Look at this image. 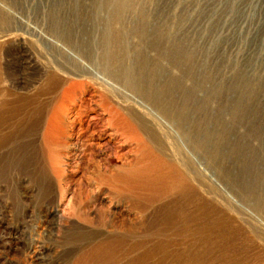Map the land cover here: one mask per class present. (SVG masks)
Returning <instances> with one entry per match:
<instances>
[{"label": "rangeland", "instance_id": "374dc122", "mask_svg": "<svg viewBox=\"0 0 264 264\" xmlns=\"http://www.w3.org/2000/svg\"><path fill=\"white\" fill-rule=\"evenodd\" d=\"M95 2L0 0V264H264V0H129L123 21L113 24L129 44L131 57L122 62L128 64L126 78L113 67L109 75L97 68L86 57L85 40L76 38L81 28L70 21L78 24ZM57 16L66 22L59 25ZM108 16L99 11L101 19ZM141 16L149 22L143 37L136 28ZM182 43L194 51V64L174 56L173 47ZM142 47L148 72L163 73L157 85L181 82L191 99L166 94L161 105L152 98L154 89L139 80L135 67V51ZM72 84L79 90L66 97ZM166 101L177 107L164 110ZM102 102L125 116L129 142L112 135L115 123H108ZM80 109L82 128L97 120L79 137ZM56 112L66 118L62 144L52 135ZM207 129L216 142H208ZM222 135L231 145L247 138L246 146L257 151L242 184L230 181L239 164L214 150L217 145L224 156L233 152ZM135 148L130 159L145 163L135 170L154 167L170 182L158 171L150 174L160 193L149 213H157L167 229L158 236L145 233L153 215L146 222L128 199L111 198L107 187L99 190L87 179L92 156L109 163L110 173L122 174L128 166L115 155ZM97 190L99 199L93 197ZM74 195L85 212L69 203ZM166 244L165 251L153 250Z\"/></svg>", "mask_w": 264, "mask_h": 264}, {"label": "bare ground", "instance_id": "6f19581e", "mask_svg": "<svg viewBox=\"0 0 264 264\" xmlns=\"http://www.w3.org/2000/svg\"><path fill=\"white\" fill-rule=\"evenodd\" d=\"M96 4L93 6V10H91V12L89 11L88 14H86L84 16V18H81L80 21H78V24H75V22L73 21H70L72 22V27H75L77 25H79V28H81L80 32H79V36L76 35L77 37V40L78 38L82 41L85 40V43H84V46H85V49L87 51V59L90 60V62H94V64L96 65L97 68L99 69H104L106 70L107 74L109 75V70L110 68H115L116 72L119 73V77L122 75L123 78L125 77L126 78V70L124 71V66H128V64L126 65H123L122 62H125L124 59L127 58V56L129 55V44L128 42L126 43V39H125V36H123L121 39L118 38L115 34V32L113 31V24L114 23H119L120 21H123L122 18L125 16V8L127 7L128 5V1L129 0H95ZM106 10V12L109 14V16L106 18V19H101L99 17V11L100 10ZM55 10V9H54ZM86 12V11H85ZM124 15V16H123ZM52 16L55 18V14H54V11H52ZM144 17L146 16H141L142 19L141 20V23L139 25H137L136 28L137 29V32L138 34L143 37L144 36V32H145V29L147 27H149V22H146L148 20V17L147 19H145ZM58 19V20H57ZM57 19H53L54 21L57 20L58 24L61 25L63 24L62 22H66V21H63L61 19H59V16H57ZM68 21V20H67ZM69 22V21H68ZM57 24V25H58ZM58 25V27H59ZM148 25V26H147ZM68 27V26H67ZM70 27V26H69ZM71 28V27H70ZM135 28V30H136ZM75 29V28H74ZM73 29V30H74ZM67 30V29H65ZM68 30H71V29H68ZM71 30V31H73ZM79 30V29H78ZM158 34V33H157ZM164 34L162 32V29H159V41L160 40H163V37ZM142 40V39H141ZM183 44V43H182ZM178 44V45H175L173 48H174V56L176 57V59L182 63V64H185L187 65L191 60H192V57L194 55V51H192V53L190 52V50L186 47H184V44ZM145 49L146 48H139V49H136L137 52L135 51L136 53V61L134 58H132L135 62H136V66L139 65V67H137L138 69L136 71H138L139 73V76L138 73L136 72V76L140 79H144L148 85H149V90L151 91V89H154V94H155V97H152L154 98L155 101H157V103H160L162 105V103L165 104V99L161 96H164L167 94V96L170 94V97H172L173 95L175 96L176 94L178 93H182L184 97H186V99H191L192 98V94L188 93L186 88H184V86L182 85V83L180 82H177V81H172L171 82H168L165 86H163L162 88L157 85L156 83V80L158 81V79L160 80V76L163 75V73L161 72L160 69L158 70H155L153 71V69H151L153 72H148L147 68H148V64L149 62H147V57H146V53H145ZM129 51V52H128ZM171 52V50H170ZM128 53V54H127ZM135 54H133L134 56ZM130 56V55H129ZM131 57V56H130ZM135 57V56H134ZM195 60V58H193ZM127 60V59H126ZM197 62V60H195ZM128 62V61H126ZM131 64V62H129ZM192 63L194 64L193 60H192ZM93 64V63H92ZM125 64V63H124ZM138 64V65H137ZM133 65V63H132ZM130 67V66H129ZM128 67V68H129ZM151 66H149V69H150ZM112 68V69H113ZM127 69V68H126ZM133 69V68H132ZM87 71V70H86ZM84 71L83 69L81 70L82 74L85 73L84 75H90L88 72ZM124 71V72H123ZM134 71V70H133ZM113 72V71H112ZM123 72V73H122ZM128 72H131L127 69V73ZM197 73V71H196ZM134 72H133V75L134 76ZM191 76L192 75H196L194 74L193 71H191ZM112 75V73H111ZM115 74H113L114 76ZM117 76V74H116ZM129 76V75H127ZM131 76V77H132ZM135 76V77H136ZM210 76V75H209ZM209 76H208V80H209ZM89 77V76H88ZM115 77V76H114ZM118 77V79H119ZM211 77H212V74H211ZM117 78V77H116ZM121 78V77H120ZM122 78V79H123ZM117 79V80H118ZM128 79V78H127ZM126 79V81H127ZM133 79V78H132ZM136 79V78H135ZM199 79V78H198ZM197 79V80H198ZM128 84H131L133 82H135L134 80L130 82L131 78L128 79ZM142 80V83L143 81ZM55 81V80H54ZM125 81V80H124ZM138 81V79H137ZM141 82V81H140ZM139 82V84H140ZM146 83V84H147ZM138 84V83H136ZM144 83V85H146ZM135 85V84H134ZM173 85L176 86V88H173ZM197 85V83H196ZM137 86V85H136ZM198 86V85H197ZM77 87V84H72L70 89H68V91H65V95L66 97L69 96V93L73 90H75ZM103 87V86H102ZM78 88V87H77ZM156 89V90H155ZM79 90V88H78ZM77 91V89H76ZM102 91V90H101ZM118 91V90H117ZM152 92V91H151ZM149 93V92H148ZM102 94V93H101ZM181 94V95H182ZM95 95V94H94ZM104 95V94H103ZM110 96V94L108 95V97ZM101 97V96H100ZM97 98V97H96ZM99 98V97H98ZM103 98V97H102ZM101 98V99H102ZM112 98V97H111ZM103 100V99H102ZM101 100V101H102ZM108 100V99H107ZM185 100V98H184ZM65 101V99H64ZM111 101V100H110ZM113 101V100H112ZM66 102H68V100H66ZM99 102V101H98ZM106 102V101H105ZM105 102H102L103 104H101V108H102V111L103 113H109V117H110V121H108L106 119V121L111 122V121H114L115 125H113L114 127V133L112 132V135H117L118 137H122V140L121 142L124 143L127 139V132H125V123H126V120L124 119L123 117V114L122 112L117 111V109L110 105V102L109 103H105ZM100 103V102H99ZM32 104V103H31ZM89 104V103H88ZM179 104V103H178ZM156 105V104H155ZM174 107V105L172 104H169L168 101H166V106H164V110H167L170 111L169 109ZM242 105V104H241ZM121 107V106H120ZM177 107V106H175ZM174 107V108H175ZM235 111H236V115L234 116L235 118V122L237 124L238 121L240 122V119L243 118V115L241 114V111L240 110V104H238L237 106H235ZM87 109V107H84ZM99 108H100V105H99ZM2 109V108H1ZM121 109V108H120ZM247 109V108H246ZM249 109V108H248ZM81 111H78L77 113V116H78V122L80 123L79 125V131L80 133H78L79 137L80 135L81 136H87L88 132H89V128H91L92 126V123L95 122L97 119L95 117H93L91 119V121H93L91 123L88 124V127L85 129V128H82L83 127V124H82V117H83V112L82 109H80ZM85 110V109H84ZM177 110V109H176ZM176 110H175V113H176ZM181 110V108H180ZM244 111V110H243ZM247 111V110H246ZM167 112V111H166ZM250 112V111H249ZM10 113V111H9ZM246 113V112H245ZM122 114V116H121ZM180 114V113H179ZM8 115V113H7ZM53 115V114H52ZM51 115V116H52ZM85 115V114H84ZM187 115V114H186ZM248 115V114H247ZM6 116V115H5ZM53 123H52V135H53V138L57 139V144H60L61 142H59L60 139H62V137H64L66 135V131H65V128H64V118L62 115H61V112H56L53 116ZM137 117V116H136ZM176 120H181V116L179 117V115H176L175 116ZM180 118V119H179ZM52 119V118H50ZM77 119V118H76ZM99 120V119H98ZM217 121V120H216ZM77 122V123H78ZM209 123V122H208ZM2 125V124H1ZM31 123H29L28 127H30ZM112 126V125H111ZM108 125V127H111ZM1 128V127H0ZM51 128V127H50ZM112 128V127H111ZM110 128V130H111ZM127 129V127H126ZM208 130V129H207ZM50 131V130H49ZM228 134L230 135L231 133H234V132H230L228 130ZM208 136L207 139H208V142L210 143L212 140H215V137L217 136L216 134L213 133V131H209L208 130ZM47 134V133H46ZM50 134V133H48ZM96 133L94 131L90 132V137L94 136ZM226 133H224L225 135ZM227 134V135H228ZM222 135V136H224ZM228 135V136H229ZM234 135H236L234 133ZM49 137L51 135H48ZM227 136V137H228ZM89 137V139H90ZM197 137V136H196ZM230 137V136H229ZM229 137L228 138H224V143L226 142L227 145H231V142L229 140ZM240 137V136H239ZM247 137V136H246ZM2 139L4 140V138L0 137V144L2 142ZM59 139V140H58ZM115 139V138H114ZM119 139V138H118ZM126 139V140H125ZM246 139V140H245ZM239 138V140H237L236 142H234L230 148H232V153L230 151L229 154L225 155L224 156V152H223V148L221 147H218L217 148V145H215V152L216 154H222L223 158L225 159L226 157L228 159H231V162H234L235 164H239V166L237 167H240V171H239V174L237 175H234V176H231L230 177V181L231 183H236V184H240L241 182H245L246 180V176H247V172L250 170L249 167V164L250 166L254 164V161H255V157L257 155V151H255L254 149H250L248 148L249 146L247 144H245V141L247 143V138ZM87 140V139H86ZM123 140H125L123 142ZM132 140V139H131ZM221 140V139H220ZM117 141V140H116ZM120 141V140H119ZM128 141V140H127ZM53 142V141H52ZM55 142V141H54ZM53 142V143H54ZM83 142H86V141H83ZM129 142V141H128ZM131 143H133L132 141H130ZM216 142V140H215ZM222 142V141H220ZM82 143V142H80ZM119 143V142H118ZM207 143V142H206ZM208 143V144H209ZM223 143V142H222ZM62 144V143H61ZM208 144H205V145H202L201 147V151H203L204 153L208 150L207 148V145ZM218 144V143H217ZM225 144V145H226ZM124 145V144H123ZM223 145V144H222ZM224 145V146H225ZM248 147H247V146ZM58 146V145H57ZM61 146V145H60ZM63 146V145H62ZM122 146V145H121ZM139 146V145H138ZM209 146V145H208ZM56 147V146H55ZM214 147V146H212ZM139 149V148H138ZM137 148L135 149H132L130 150V152L128 154H125V155H118L116 154L115 157L116 159L121 162V164L123 163L124 165L128 166L127 170H122V174H113V173H110L109 170H108V165L109 163H104L102 164L100 161H98L94 156H92V158L88 159V163L91 164V167H90V170H88V181L89 182H97L96 184L99 185V187L97 189H101V186L103 187H107L106 190L108 191V195L109 197L111 198H116L118 200H120L121 197H124L126 199H128L131 203V210L132 211H135L138 215L142 216V218L146 219L145 221L146 222H149L148 218H151L153 214L150 215V207L158 202V194L160 193L159 189L157 188V185L156 183L154 182L155 180L153 179L152 176H150V174H156V173H153L152 171H158L156 168L152 167V171H150V168L148 167H144L143 169L141 170H135V167L139 166H144V161H139L137 159H134V160H131L130 159V154L131 152L133 153H136L138 151ZM91 151V150H90ZM141 151V150H140ZM50 152V151H49ZM202 152V153H203ZM214 152V151H213ZM229 152V151H228ZM212 153V152H211ZM138 154V153H137ZM84 155L86 157H89V154H88V151L85 150L84 151ZM83 156V155H82ZM205 156L208 157V155L206 154ZM210 157H208L209 159ZM157 174L160 176V177H163L165 179V181L167 183L170 184V182L166 179L168 178L166 176V174L164 173H161V172H157ZM156 174V175H157ZM59 175V174H58ZM231 175V174H230ZM225 176L227 177V174H225ZM229 176V175H228ZM229 178V177H227ZM57 179V178H56ZM59 179L57 180L58 184H59ZM61 183V182H60ZM163 184V183H162ZM242 184V183H241ZM173 188L174 186L171 185ZM94 191V190H93ZM106 191V193H107ZM162 191V190H161ZM165 192V191H164ZM79 194V193H77ZM165 194V193H164ZM73 195V194H72ZM71 195V196H72ZM81 195V194H80ZM82 197V196H81ZM93 197H96L97 199H99V194H98V190L96 192H93ZM71 198V197H70ZM123 198V200H124ZM158 199V200H157ZM73 200V201H72ZM72 200H69L70 204L72 203L73 204V208H77L78 210L80 209L81 211L85 212V209L87 208L86 206H84V208L82 209L81 207L83 206V202H82V198H80L79 196L77 195H74L72 197ZM122 200V199H121ZM160 212V211H159ZM157 213H155L153 216V221H152V225L150 226L148 223H145V227H146V231L145 233H148L150 232L149 234L152 235V236H158L160 233H162L163 231H165L167 233V229L165 230V223H160L156 221L157 219V216H156ZM86 216H91L90 214V211L85 213ZM173 215V212L172 213H166V217L169 219L170 217H172ZM144 221V222H145ZM167 224V222H166ZM148 225V226H147ZM130 229V228H129ZM137 231V227H134L132 228V230L134 231ZM145 229V228H144ZM140 232L142 231L140 228H139ZM125 231V230H124ZM148 231V232H147ZM186 236V235H185ZM189 237V236H188ZM185 239H183V243L181 242L179 244V246H182L184 247L186 244H187V241H184ZM181 247V248H182ZM165 248L166 250L168 249V246L166 244V247H157L155 246V248L153 250H160V251H165ZM204 249V248H203ZM186 250V249H185ZM195 251V250H193ZM185 252V251H184ZM159 253V252H157ZM180 253V260L179 261H182V254L181 252ZM183 253V252H182ZM186 254V253H185ZM156 255V254H155ZM195 255V254H194ZM206 255V254H205ZM178 256V255H177ZM174 257V256H173ZM184 257V256H183ZM188 257V255H187ZM172 258V257H171ZM176 258V257H175ZM186 258V257H185ZM190 258V257H189ZM187 259V258H186ZM174 260V259H172ZM191 260V259H190ZM184 262V261H183ZM182 262V263H183ZM174 263V261H173ZM176 263V262H175ZM181 263V264H182ZM80 264H83V263H80Z\"/></svg>", "mask_w": 264, "mask_h": 264}]
</instances>
